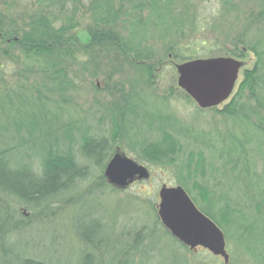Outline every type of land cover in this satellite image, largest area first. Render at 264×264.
I'll use <instances>...</instances> for the list:
<instances>
[{
  "label": "trees",
  "instance_id": "16d2710c",
  "mask_svg": "<svg viewBox=\"0 0 264 264\" xmlns=\"http://www.w3.org/2000/svg\"><path fill=\"white\" fill-rule=\"evenodd\" d=\"M33 2L36 8L26 16L14 15L13 10L0 13V53L21 65L16 72L17 88L5 93L0 103L4 120L0 133L8 140L0 146V264H50L27 255L13 242L26 221L23 212L1 200L10 197L25 206L45 202L85 176L82 160L99 165V179L107 181L103 173L106 163L115 152L124 154V149L140 162L176 166L177 184L196 208L223 234H235L256 264H264V170L256 168V157L264 159L262 43L257 40L243 46L254 56L251 67L241 71L223 106L211 107L230 126L224 132H204L187 125L181 128L178 120L164 116L159 108L149 109L156 105L149 102L145 90L155 85L156 68L167 53L178 62L196 58L180 51L178 44L179 38L195 27V15L190 12L195 0ZM83 13L89 19L85 40L75 32ZM235 39L212 56L244 58L246 50L236 47ZM119 54L128 60L133 76L112 83L118 98L100 107L101 122L96 126L105 123L107 134L104 129L96 133V126H91L86 116L66 117L78 88L72 67L80 64L91 73L104 67V81L109 84L108 79L120 73ZM29 75L35 77V84L28 81ZM12 106L16 114L29 109L31 120H16ZM206 149L219 157L232 187L219 192L216 183L215 187L207 183ZM32 156L38 159V169L28 160ZM215 174L210 170L213 177L208 176L214 182ZM156 218L160 219L157 214ZM88 254L82 253L79 264H84ZM121 264L135 263L125 257Z\"/></svg>",
  "mask_w": 264,
  "mask_h": 264
},
{
  "label": "rangeland",
  "instance_id": "374dc122",
  "mask_svg": "<svg viewBox=\"0 0 264 264\" xmlns=\"http://www.w3.org/2000/svg\"><path fill=\"white\" fill-rule=\"evenodd\" d=\"M34 8L36 5L33 0H0V13L4 14L13 10L14 15L26 16ZM190 12L195 15V27L178 40L180 51L189 57L205 58L215 55L219 47L229 46L235 38L236 47L244 50L243 46L257 40L264 46V0H195ZM23 20L26 18L23 17ZM88 23L87 14L83 13L80 25L75 30L79 39H86L85 27ZM120 30L125 32L124 29ZM244 53V58L236 59L242 61L244 69L250 68L254 56L247 50ZM117 60L120 73L108 79L109 82L111 80L109 84L104 81V74L107 72L104 67H100L96 73L83 69L80 64L72 67L76 72L75 83L78 88L67 106L69 111L66 117L86 116L91 126L100 124V107L113 104L118 98L112 83L117 79L133 76L126 57L119 54ZM178 61L167 53L156 68L155 85L145 90L149 102L156 105L149 109L155 111L159 108L164 116H172L173 120H178L181 128L187 125L204 132H224L230 124L222 116L211 108L200 109L192 99L187 100L180 92L175 71V63ZM20 69V63H14L0 53V103L5 100V93L17 88L16 72ZM240 78L241 73L237 82ZM27 79L35 84V77L29 75ZM222 106L220 104L217 108ZM10 109L16 120H31L29 109L19 114L14 112L15 106ZM2 116L0 110V118ZM3 121L1 118L0 125ZM97 126L96 133L99 129H104L107 134L108 126L105 123L102 127ZM244 129L250 130L249 127ZM7 141V137L0 133V146ZM76 148L74 145L73 150L76 151ZM261 152L264 157V146ZM123 153L146 166L150 172L149 177L134 180L124 187H116L99 179V165L82 160L80 162L86 168L85 176L76 180L67 190L45 200L46 204L42 202L25 206L10 197L1 200H6L7 206L23 212L26 221L13 242H18L27 255L44 259L50 264H79L83 252L89 253L84 264H121L125 257L135 264H256L240 245L235 234L224 232L225 250L228 254V261L225 263L220 255H214L202 247L195 250L184 247L166 233L160 219L156 218L158 189L162 184L177 185V167L153 166L138 161L128 150L124 149ZM256 158L257 171L261 172L264 170V159ZM28 160L33 168H39L35 156ZM220 161L212 150L206 149L207 183L211 186L216 183L219 192L233 186L225 177V169ZM210 170L216 173V182L208 177Z\"/></svg>",
  "mask_w": 264,
  "mask_h": 264
},
{
  "label": "water",
  "instance_id": "95a60500",
  "mask_svg": "<svg viewBox=\"0 0 264 264\" xmlns=\"http://www.w3.org/2000/svg\"><path fill=\"white\" fill-rule=\"evenodd\" d=\"M242 61L230 56L194 58L175 63L176 84L201 108H210L224 102L231 94ZM107 181L124 187L134 180L146 179V166L128 156L115 152L104 167ZM157 214L169 232L189 249L198 246L228 261L222 230L192 203L181 185L158 189Z\"/></svg>",
  "mask_w": 264,
  "mask_h": 264
},
{
  "label": "flooded vegetation",
  "instance_id": "af4514ba",
  "mask_svg": "<svg viewBox=\"0 0 264 264\" xmlns=\"http://www.w3.org/2000/svg\"><path fill=\"white\" fill-rule=\"evenodd\" d=\"M245 63V62H244ZM244 68L243 66L239 69V73H241L240 71H242ZM134 182V181H133Z\"/></svg>",
  "mask_w": 264,
  "mask_h": 264
}]
</instances>
